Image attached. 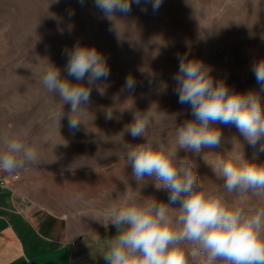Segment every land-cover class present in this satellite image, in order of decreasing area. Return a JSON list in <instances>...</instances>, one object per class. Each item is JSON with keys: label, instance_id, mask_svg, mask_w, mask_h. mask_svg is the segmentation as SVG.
<instances>
[{"label": "rangeland", "instance_id": "1", "mask_svg": "<svg viewBox=\"0 0 264 264\" xmlns=\"http://www.w3.org/2000/svg\"><path fill=\"white\" fill-rule=\"evenodd\" d=\"M77 45L95 48L105 59L110 75L91 86L90 101L73 113L59 93L48 91L42 75L49 64L61 76L76 83L65 70L66 52ZM201 61L215 81L225 80L239 93L254 92L264 107V87L252 68L264 60V0H163L154 11L152 0L132 4L127 14L105 17L95 0H0V131L5 126L24 127L49 110L63 119V129L84 134L85 165L107 173L96 182L114 189L118 203L168 202L167 190H157L155 180L137 181L127 153L137 144L152 142L175 152L177 163L189 161L197 173L195 188L222 197L230 209L252 214L264 209V196L252 192L228 193L218 169L220 161L242 155L244 160L264 165V152L253 148L233 125L210 124L222 134L217 147L200 153L179 148L177 130L193 119L188 105L178 102L174 74L178 54ZM132 76L136 87L124 88ZM87 85V79L82 81ZM153 113L143 137H133L126 127L133 113ZM111 111L113 118H105ZM80 120L70 129L69 118ZM11 129V128H10ZM178 208L179 205H171ZM191 254L195 246L185 242ZM203 254L189 255V264H201ZM215 264H222L216 261Z\"/></svg>", "mask_w": 264, "mask_h": 264}, {"label": "clouds", "instance_id": "2", "mask_svg": "<svg viewBox=\"0 0 264 264\" xmlns=\"http://www.w3.org/2000/svg\"><path fill=\"white\" fill-rule=\"evenodd\" d=\"M147 2V0H143ZM163 0H152L153 10ZM83 3V0H81ZM142 0H95V5L107 18L116 12L127 14L132 4ZM65 70L76 79L72 83L61 76V69L49 64L43 72L42 84L55 91L63 103L71 105L73 113H84L80 106L90 101L91 86L106 79L110 69L106 59L95 49L77 45L66 52ZM178 70L174 74V91L178 102L188 105L193 119L185 121L177 130L179 148L200 153L204 147L213 148L221 143L219 128L210 127L217 122L233 125L250 146L264 152V107L254 92L239 93L225 80L215 81L211 70L201 61L189 60L187 54H178ZM255 80L264 87V60L252 68ZM87 79V85L81 83ZM136 80L128 76L124 88L132 91ZM105 118L113 114L106 111ZM153 119V113H133V122L126 131L133 139L143 137ZM77 118H69L70 129H77ZM36 160L33 149L24 150V144L13 140L0 154V171L13 172L21 163L18 154ZM175 152L162 145L154 147L151 141L137 144L127 153L137 181L145 177L155 180L157 190H167L168 202L148 200L141 204L124 203L108 214L120 229L104 253L105 264H189V255L203 254L201 264H264V209L245 214L242 209H230L222 197L198 190V176L187 161L176 162ZM224 178L223 188L228 193L252 192L264 196V165H257L235 156L213 166ZM178 204V208L171 205ZM185 242L195 246L189 254Z\"/></svg>", "mask_w": 264, "mask_h": 264}, {"label": "crops", "instance_id": "3", "mask_svg": "<svg viewBox=\"0 0 264 264\" xmlns=\"http://www.w3.org/2000/svg\"><path fill=\"white\" fill-rule=\"evenodd\" d=\"M42 116L0 131V154L13 140L37 154L22 151L13 172L0 171V264H105L120 230L108 214L124 202L96 182L107 173L86 168L83 132L64 130L50 110Z\"/></svg>", "mask_w": 264, "mask_h": 264}, {"label": "built area", "instance_id": "4", "mask_svg": "<svg viewBox=\"0 0 264 264\" xmlns=\"http://www.w3.org/2000/svg\"><path fill=\"white\" fill-rule=\"evenodd\" d=\"M14 180L18 179V175L15 174L12 176ZM8 181L5 178H0V186H6Z\"/></svg>", "mask_w": 264, "mask_h": 264}]
</instances>
